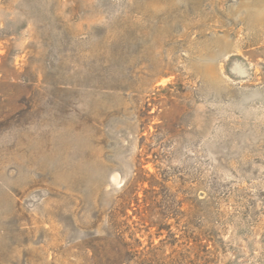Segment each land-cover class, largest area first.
Returning a JSON list of instances; mask_svg holds the SVG:
<instances>
[{
    "label": "rangeland",
    "instance_id": "rangeland-1",
    "mask_svg": "<svg viewBox=\"0 0 264 264\" xmlns=\"http://www.w3.org/2000/svg\"><path fill=\"white\" fill-rule=\"evenodd\" d=\"M0 264H264V0H0Z\"/></svg>",
    "mask_w": 264,
    "mask_h": 264
}]
</instances>
